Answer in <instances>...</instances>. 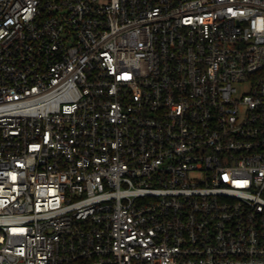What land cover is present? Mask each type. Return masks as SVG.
<instances>
[{
	"label": "built area",
	"instance_id": "2783aa9c",
	"mask_svg": "<svg viewBox=\"0 0 264 264\" xmlns=\"http://www.w3.org/2000/svg\"><path fill=\"white\" fill-rule=\"evenodd\" d=\"M0 264H264V0H0Z\"/></svg>",
	"mask_w": 264,
	"mask_h": 264
},
{
	"label": "rangeland",
	"instance_id": "374dc122",
	"mask_svg": "<svg viewBox=\"0 0 264 264\" xmlns=\"http://www.w3.org/2000/svg\"><path fill=\"white\" fill-rule=\"evenodd\" d=\"M245 89H246L245 86H243V87L241 86L240 91L243 92V91H245Z\"/></svg>",
	"mask_w": 264,
	"mask_h": 264
}]
</instances>
